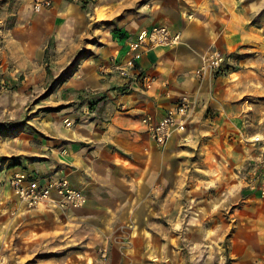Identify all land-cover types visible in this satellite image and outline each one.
<instances>
[{
  "label": "crops",
  "instance_id": "crops-1",
  "mask_svg": "<svg viewBox=\"0 0 264 264\" xmlns=\"http://www.w3.org/2000/svg\"><path fill=\"white\" fill-rule=\"evenodd\" d=\"M33 1L6 3L18 13V67L32 69L53 43L51 58L64 66L54 74L56 105L66 107L38 124L26 170L41 182L67 178L87 198L54 215L90 236L127 235L143 256L167 255L168 238L178 249L186 237L194 257L215 264L227 239L228 264H264V196L247 172L264 145V0H53L41 13ZM101 6L107 18L88 21ZM159 26L182 41L141 50L137 69L151 86L121 77L129 41ZM213 49L230 57L200 81ZM183 96L193 112L160 147L143 118L161 120Z\"/></svg>",
  "mask_w": 264,
  "mask_h": 264
},
{
  "label": "rangeland",
  "instance_id": "rangeland-1",
  "mask_svg": "<svg viewBox=\"0 0 264 264\" xmlns=\"http://www.w3.org/2000/svg\"><path fill=\"white\" fill-rule=\"evenodd\" d=\"M6 3L4 0L0 4V264H206L201 262L203 255L194 257L186 237L180 238L178 249L176 237L168 238L171 244L167 255L143 256L142 249L127 235L90 236V231L75 227L64 215H54L53 206L28 209L20 203L10 186V177L20 169L27 171L32 158H37L25 150L34 147L28 140L38 133V124L64 112V104L56 105L59 99L55 98L54 86L59 80L54 74L64 66L52 60L55 48L50 43L49 56L44 60L30 70L18 67L12 47L18 36V29H14L18 13ZM85 13L88 21L94 22L107 18L111 9L101 6ZM85 23L81 21L80 25L84 27ZM9 122L17 126L6 127ZM254 165L253 161L248 173ZM223 242L222 257L218 253L215 264L229 263L228 240Z\"/></svg>",
  "mask_w": 264,
  "mask_h": 264
},
{
  "label": "built area",
  "instance_id": "built-area-1",
  "mask_svg": "<svg viewBox=\"0 0 264 264\" xmlns=\"http://www.w3.org/2000/svg\"><path fill=\"white\" fill-rule=\"evenodd\" d=\"M52 5L53 0H34L33 11L41 13L44 8H49ZM181 41L182 34L172 31L167 26L140 31L134 39L129 41V53L124 63L117 68L118 74L125 78L137 75L146 87H150L154 81L153 77L143 75L137 69V60L141 50L175 46ZM226 62L227 55L223 51L213 50L206 62L199 68L197 78L204 81L209 76L221 72ZM101 72L106 73L107 68H102ZM194 105L191 97L183 96L161 120H155L150 115L144 116L143 123L158 146H166L177 131L185 129ZM261 141H264V137ZM10 186L20 203L28 209H36L42 206H53L61 210L81 208L87 199L85 193L74 187L67 178L50 179L42 184L41 180L34 174L22 169L12 174ZM249 188L264 196V145L257 155L254 167L249 172Z\"/></svg>",
  "mask_w": 264,
  "mask_h": 264
},
{
  "label": "trees",
  "instance_id": "trees-1",
  "mask_svg": "<svg viewBox=\"0 0 264 264\" xmlns=\"http://www.w3.org/2000/svg\"><path fill=\"white\" fill-rule=\"evenodd\" d=\"M17 126L16 123L9 122L6 124V127H15Z\"/></svg>",
  "mask_w": 264,
  "mask_h": 264
},
{
  "label": "bare ground",
  "instance_id": "bare-ground-1",
  "mask_svg": "<svg viewBox=\"0 0 264 264\" xmlns=\"http://www.w3.org/2000/svg\"><path fill=\"white\" fill-rule=\"evenodd\" d=\"M162 48V47H161ZM145 86V85H144ZM254 192V191H253ZM25 207V205H23Z\"/></svg>",
  "mask_w": 264,
  "mask_h": 264
}]
</instances>
